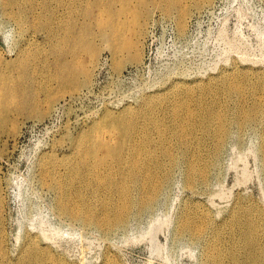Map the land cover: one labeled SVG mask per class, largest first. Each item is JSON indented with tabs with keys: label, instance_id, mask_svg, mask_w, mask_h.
<instances>
[{
	"label": "rangeland",
	"instance_id": "obj_1",
	"mask_svg": "<svg viewBox=\"0 0 264 264\" xmlns=\"http://www.w3.org/2000/svg\"><path fill=\"white\" fill-rule=\"evenodd\" d=\"M49 2L54 10L53 28L57 22L69 20L75 31L88 24L94 29L103 16H99L100 9L118 10L123 5L136 10L144 24L139 42L141 58L138 63L118 68L102 45L88 82L76 91L62 88L44 78L46 70L53 68L57 50L47 32L34 24L41 11L28 16L21 33L13 17L3 12L0 0V68L7 72V66H13L12 60L23 50L30 62L29 77L22 84L27 91L23 103L40 81V86L46 84L55 96L43 108L42 116L21 114L20 109H33L15 105L8 121L1 124L5 128L0 133V196L10 256L16 255L30 233L27 230L36 233L42 221L47 231L55 233L51 253L68 264H101L107 255L118 264H203L210 227H206L203 238H197L194 233L183 232V217H189V225L195 229L201 227L199 218L207 215L214 227L212 237L214 229L230 219L232 210L240 222L259 224L264 219V0H210L201 10L187 1L183 30L174 11L165 15L162 6L152 4V0H145V13L136 0H71L74 5L57 6V11L56 3ZM232 72L244 74L246 96L242 102L233 96L215 103L203 86L219 82ZM191 84H201L202 89L187 92ZM176 85L179 90L170 93L168 89ZM152 95L156 96L153 104ZM45 96L37 93L41 101ZM184 101L187 107L180 113L188 127L181 134L173 108ZM255 103H259L261 112L253 116L254 121L242 127L235 123L241 115L240 105L248 109ZM148 105L153 108L152 115ZM210 113L228 121L227 136L205 183L191 189L185 184L187 163L198 154V140L201 135L204 139L199 123ZM131 124L133 129L128 127ZM155 124L165 130L164 136ZM97 128L113 130L120 139L126 137L129 148L133 143L149 141L157 154L158 146L165 144L179 157L176 165H166L155 173L167 174L168 180L154 206L132 212L123 227L109 232L59 215L55 210L56 192L49 188L52 180L48 176L40 180L36 167L40 150L45 148L49 153L48 147L55 145L57 158H62L64 153L69 155L72 141ZM106 194L114 198L112 189ZM222 235L224 254L244 244L238 239L232 249L226 231Z\"/></svg>",
	"mask_w": 264,
	"mask_h": 264
},
{
	"label": "bare ground",
	"instance_id": "obj_2",
	"mask_svg": "<svg viewBox=\"0 0 264 264\" xmlns=\"http://www.w3.org/2000/svg\"><path fill=\"white\" fill-rule=\"evenodd\" d=\"M49 1L57 6H72L71 0L58 4L57 0H1L3 12L13 17L21 33L22 28L27 25L28 16L40 10L41 14L34 22L38 24L48 37L54 42L53 68L44 77L48 81H56L63 87L76 91L78 87L86 84L90 76V68L98 58L101 46L110 51L113 63L118 68L125 64L138 63L140 61L141 35L144 24L139 20L136 10L120 7L118 10L111 8L100 9L99 16H102L94 24L81 26L78 31L74 30L71 21L64 23L57 22L53 28V8ZM138 5L143 7L145 13V0H136ZM195 5V10H201L202 4L210 0H152V4L161 5L165 15L173 11L177 14L179 29H185V17L189 6ZM125 5V4H124ZM12 8L16 11H12ZM62 25L63 28H60ZM59 28V29H58ZM54 29H58L56 32ZM224 31V30H222ZM221 31V32H222ZM33 34V33H32ZM30 34V35H32ZM223 36V35H222ZM228 45H230L228 43ZM84 57V58H83ZM28 58H31L28 54ZM13 66H7V72L0 68V133L5 126L1 124L8 121L12 107L27 105L33 112L21 110V114L31 117H40L55 99L45 84L33 90L26 104L23 103L27 91L22 86L23 81L29 77L30 62L26 59L23 50H19ZM244 74L232 72L221 77L219 82H209L203 89L212 95L215 103L223 98L230 99L238 97L242 102L246 96L243 86L248 82L243 80ZM16 81L15 85L14 82ZM19 84V87H16ZM199 87L201 84H191L186 91ZM176 85L168 91H178ZM38 92L46 94L44 101L37 97ZM156 96L152 95V104ZM145 103H148L146 100ZM261 106V105H260ZM187 101L178 103L173 108V116L176 127L181 134L186 133L188 122L180 113L186 109ZM150 115L153 108L148 105ZM240 117L235 123L243 126L254 121L253 116L261 112L259 103L246 109L240 105ZM191 111H188V114ZM228 121L216 113H210L204 117L199 127L204 130L198 140V154L192 157L187 163L185 184L193 189L199 184H204L207 174L217 159L224 146L227 136ZM130 129L134 125H128ZM157 132L164 136L165 130L155 124ZM116 136L113 130L105 131L97 128L88 136L79 137L71 142L69 155L64 153L62 158L58 154L55 145L49 146V153L45 148L39 151V159L36 167L39 169L40 180L50 177L52 183L49 188L56 192L55 210L59 215L67 216L72 220L80 221L83 225L94 226L102 232H109L113 229L123 227L132 212L151 209L163 187L168 180L167 174L156 176L166 165H176L179 157L175 155L170 146L159 145L157 154L149 141L133 143L132 147L126 146L127 140ZM205 154L202 156V150ZM263 169H264V148ZM66 154V155H65ZM66 157V158H65ZM112 189L114 198L106 194V190ZM89 192L90 194H88ZM3 200L0 196V264H68L65 260L54 256L51 251V243L54 241V234L44 228V222L40 221L36 233L27 234L16 255L12 258L7 249V235L4 228ZM187 216L186 213H183ZM230 219L219 228L214 229L212 237L211 222L207 215L199 218L201 227L192 229L189 225V217H183L181 228L185 233H194L197 238H203L206 234V227H210V237L206 241L203 264H264V219L259 224L251 220L240 222L239 215L231 212ZM223 231L230 237L231 248L236 241L242 239L244 244L237 251L224 254L222 246ZM58 233V232H56ZM227 248V247H226ZM225 248V249H226ZM101 264H118V261L109 255L105 256Z\"/></svg>",
	"mask_w": 264,
	"mask_h": 264
}]
</instances>
